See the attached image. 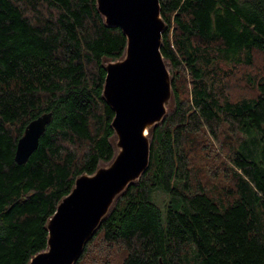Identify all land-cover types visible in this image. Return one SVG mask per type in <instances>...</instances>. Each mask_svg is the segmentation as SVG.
<instances>
[{"label":"trees","instance_id":"16d2710c","mask_svg":"<svg viewBox=\"0 0 264 264\" xmlns=\"http://www.w3.org/2000/svg\"><path fill=\"white\" fill-rule=\"evenodd\" d=\"M159 4L171 101L148 132V167L117 196L75 264L94 241L120 249L119 264H264V64L255 95L236 101L222 92L226 73L214 70L264 58V0ZM125 47L96 0H0V264H29L45 250L46 222L75 179L113 159L104 65ZM47 112L37 149L18 165V139ZM226 130L232 187L214 194L193 169V142ZM156 193L167 197L161 207Z\"/></svg>","mask_w":264,"mask_h":264},{"label":"water","instance_id":"95a60500","mask_svg":"<svg viewBox=\"0 0 264 264\" xmlns=\"http://www.w3.org/2000/svg\"><path fill=\"white\" fill-rule=\"evenodd\" d=\"M107 27L126 37L121 59L108 61L102 95L114 116L115 154L93 174L83 173L46 222L47 248L29 264H75L113 202L146 170L148 132L171 101V79L160 51L165 22L159 0H96ZM51 112L32 119L16 143L14 160L25 164L37 149Z\"/></svg>","mask_w":264,"mask_h":264},{"label":"rangeland","instance_id":"374dc122","mask_svg":"<svg viewBox=\"0 0 264 264\" xmlns=\"http://www.w3.org/2000/svg\"><path fill=\"white\" fill-rule=\"evenodd\" d=\"M264 58L259 53L253 54L251 65H234L219 62L215 69L219 76L226 73L220 82L222 92L231 101L255 95L254 84L263 75ZM229 131L219 132L218 139H214L208 132H201L194 137L193 169L198 172V178L211 193L222 194L225 188L232 187L231 171L229 169L227 143L232 140ZM107 165V164H104ZM155 200L161 207L167 197L163 193H156ZM121 251L110 247L105 251L101 243L94 241L89 246L87 258L80 264H119Z\"/></svg>","mask_w":264,"mask_h":264}]
</instances>
